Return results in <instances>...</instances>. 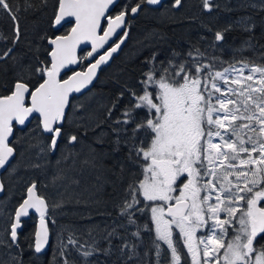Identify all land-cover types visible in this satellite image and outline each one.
<instances>
[{
  "label": "snow or ice",
  "instance_id": "obj_1",
  "mask_svg": "<svg viewBox=\"0 0 264 264\" xmlns=\"http://www.w3.org/2000/svg\"><path fill=\"white\" fill-rule=\"evenodd\" d=\"M116 3L24 0L23 10L46 13L48 25L29 42L33 55L25 62L26 56L14 54L23 35L19 0L15 7L13 0H0V13L13 25L12 46L0 52V62L10 61L0 63V70L7 73L10 68L12 72L11 83L0 92V169L15 157L17 149L10 140L15 129L32 119L35 129L18 142L28 140L29 148L37 150L38 160L61 152L56 162L59 170L52 178L54 186L69 179L77 162L81 170L97 167L95 150L80 159L74 150L82 137L65 132L66 124H75L84 135L101 127L93 122L96 113L85 111L83 103L73 104V97L93 85L101 66L125 43L130 15L138 14L145 5L159 6L162 0L126 3L113 15ZM201 4L208 12L218 6L213 0H201ZM181 6L182 0H172V9ZM65 24L70 27L60 32ZM238 24L249 33L254 27L247 19ZM230 27L215 31L208 47L215 48ZM8 39L0 33V40ZM253 39L249 36L243 46L254 47ZM88 45L90 50L79 55L78 48ZM216 60L198 46L185 54L174 51L164 60H157L153 53L144 61L147 67L136 84H126L117 93L103 117V123L111 121L113 151L126 150L128 176L124 177L122 164L118 179L121 184L126 179V186L114 204L117 219L102 228L90 227V242H81L76 233L65 229L68 235L59 234L48 264H77L70 258L73 251L80 264H103L91 258L117 252L120 264H164L165 251L170 252L167 264H183L186 258L190 264H264V63L237 60L221 71L216 69ZM125 96L128 101L121 108ZM118 108L120 115L113 120ZM62 139L67 151L60 148ZM96 142L103 144L104 140L97 138ZM48 164L50 161L32 167ZM61 164L65 167L60 168ZM4 190L0 182V192ZM66 197L72 198L62 192L50 204L37 181L25 185L8 227L0 234V248L8 249L9 254L0 264H24L18 230L22 218L33 212L38 223L28 249L35 260L40 259L50 244L49 224L55 223L52 213L64 206ZM142 217L148 223L141 224ZM96 229L101 233L99 239L92 235ZM143 233L150 239L141 254ZM114 240L120 243L114 245ZM101 241L105 247L100 246ZM13 248L19 252L13 254ZM153 250L154 261L150 259Z\"/></svg>",
  "mask_w": 264,
  "mask_h": 264
},
{
  "label": "trees",
  "instance_id": "obj_2",
  "mask_svg": "<svg viewBox=\"0 0 264 264\" xmlns=\"http://www.w3.org/2000/svg\"><path fill=\"white\" fill-rule=\"evenodd\" d=\"M35 3L36 0H33ZM136 0H119L115 6L112 14L118 13L124 4H134ZM214 5L211 12L205 11L202 8L201 0H182V6L178 9H172L170 5L152 9L144 6V10L140 11L135 18H130L128 26L129 36L123 48L115 55L108 65H105L96 79L92 88L82 96H74L73 104L78 99L89 98L93 95L99 96L97 104H91L87 111H94L96 116L94 123H100L101 127L97 128L95 132L89 130L87 135H84V130L77 128L75 124L69 126L65 125L66 133H77L84 142L83 152H80V159L89 156L94 149L97 155V167L84 168L83 170L77 167L70 172L69 179L64 181H57L54 186L52 178L59 170L56 167L57 159L61 152L58 150L55 155L46 158L37 159L36 149L29 148V141L24 140L22 143L18 142V138L24 137L27 133L35 129L36 121L32 119L24 129H15V135L12 137L17 151L14 159L9 164L8 169L2 174V181L5 185V195H10L12 187L16 189L12 193V205L10 207L9 215H12L14 207L25 193V185L33 180L38 182L39 191L41 194L50 198L55 197L59 199L60 193L66 192L72 198L69 201L66 197V202L61 210L63 212L64 227L57 229L53 224H49L51 241L47 251L37 261L33 258L31 251L28 249L29 237L34 232V224L32 220L34 217L24 219L26 224L22 225L19 230V244L23 249L24 264H48L52 258V249L58 243L59 234L63 233L65 238L68 233L65 229H70L79 236L81 242L88 240L91 237L88 235L89 228H94L95 225H100L101 228L105 224H111L116 217V210L114 204L123 194L125 184H121L118 177L120 176L121 165L125 164L124 177L128 176L127 165L125 162L126 150L121 148L120 151H113L114 139L111 134V121L107 124L103 123L105 110L110 107L112 102L116 99L117 93L123 89L126 84H136L140 77L141 71L147 67L144 61L150 58L153 53L157 54V60H164L171 56L175 51L181 54L194 46H198L201 50L207 49L210 56L217 57L215 66L217 70H223L228 67L229 62L249 59L257 63H264V0H213ZM21 11L19 13L20 24L23 30L22 39L15 46L14 54H21L31 59L33 50L29 48V42L33 41L36 32L40 29L47 28V14L39 12L33 13L31 11L25 12L24 0H19ZM16 6V0H13V7ZM164 9V13L158 12ZM241 19H247L250 25H254L251 33L242 30L238 22ZM230 30L224 32V39L217 42L215 48H209L208 42L214 39V33L217 30L229 28ZM12 22L10 18L3 13H0V33L9 39L7 41L0 40V52L11 47ZM70 25L65 24L59 29L60 32L65 31ZM212 31H208V29ZM249 36H254L252 40L254 47L249 48L243 46V41L247 40ZM143 38H150L152 41L144 43ZM203 38V39H202ZM85 51L79 55L83 56ZM0 63H10L6 60ZM86 66V62L83 65ZM12 72L9 68L8 72L0 70V92L4 91V86L11 83ZM128 101L125 96L120 102L122 108ZM87 107V105H86ZM85 107V109H87ZM86 111V110H85ZM120 115L119 108L113 112L112 119L114 120ZM107 133V135H106ZM38 135V134H37ZM97 138L104 140L103 144L96 142ZM32 142H36L33 140ZM65 140L60 141V148H64ZM50 161L47 167L33 168L32 165L36 163L45 164ZM65 167L63 164L60 168ZM10 169L12 171H10ZM78 181L73 183L72 181ZM60 185V188L57 186ZM91 192L90 195H86ZM3 196V197H4ZM50 196V197H49ZM77 199L79 202H77ZM263 203V202H262ZM61 216V217H62ZM60 217V215H59ZM59 222H61V219ZM141 224L148 223L147 217H142L139 221ZM8 227V226H7ZM134 230V229H133ZM123 232V230H121ZM99 239L101 233L96 229L92 233ZM143 245L138 249L142 254L149 244L150 235L143 233ZM264 242V241H262ZM120 241L114 240L113 244L117 245ZM101 247L106 244L101 241ZM166 249V246H164ZM13 254L19 252V249L13 248ZM118 252L111 257L103 255L94 256L93 261H101L103 264H120L118 260ZM71 259L76 260L80 264V257L75 251L71 253ZM0 259L8 260V249L0 248ZM154 261V250L150 257ZM164 264L170 259V253L165 251L162 253ZM183 264H186L183 262Z\"/></svg>",
  "mask_w": 264,
  "mask_h": 264
},
{
  "label": "rangeland",
  "instance_id": "obj_3",
  "mask_svg": "<svg viewBox=\"0 0 264 264\" xmlns=\"http://www.w3.org/2000/svg\"><path fill=\"white\" fill-rule=\"evenodd\" d=\"M164 12H165V10L164 9H161L158 12L159 16L161 15L160 13H164ZM151 41L152 40L150 38L149 39L148 38H143L142 39V42H144V43L151 42ZM98 102H99V96L98 95H93V96H91L89 98H87V97L86 98H82L81 97L80 99H78L76 101L75 104H77V103H83V104H85V106L87 105V107H86L87 109H85L87 111L88 108L89 109L91 108V107H89L91 104H97ZM78 115H79V113H78ZM83 145H84V142L81 141L80 143H78L75 146V150L74 151L75 152H78V153L83 152L84 151L83 150ZM57 187L60 188V185H58ZM15 189H16V187L13 186L12 187V190L10 192V195H5L4 197L0 198V234H2L5 231V229L7 228V226H8V220H9V217L11 216V215H9V213H10V207H11L12 202H13V200H12V196H13L12 193L16 192ZM90 193L91 192H87L86 195L91 196ZM54 201H56V199L53 196V198H50V201L49 202L51 204ZM59 209L60 208H58L56 210H59ZM61 209H63V207ZM56 210L52 213V215L54 216V218L57 217L58 215H61V210H59V213L56 212ZM58 225L59 224H57L56 222L53 224L54 228L57 229V231H58V228H60Z\"/></svg>",
  "mask_w": 264,
  "mask_h": 264
},
{
  "label": "water",
  "instance_id": "obj_4",
  "mask_svg": "<svg viewBox=\"0 0 264 264\" xmlns=\"http://www.w3.org/2000/svg\"><path fill=\"white\" fill-rule=\"evenodd\" d=\"M164 1H165V0H162V3H163ZM118 2H119V0H117V3H118ZM117 3L115 4V6L117 5ZM162 3H161V4H162ZM161 4H160L159 6H161ZM115 6L111 9V13H112V11L114 10ZM146 6L149 7V8H157V7H159V6H149V5H146ZM113 15H115V14H113ZM137 15H138V14H136V15H134V16H131V15H130V18H135ZM120 34L122 35V33H120ZM112 39H113V40H118V36H114ZM126 41H127V39H126ZM126 41H125V43H126ZM125 43L122 44L121 48L118 50L117 53H114V54H113L112 58L120 52V50L123 48V46L125 45ZM108 46H110V45H106L105 48H107ZM89 50H90V45H88V46H86V47H85V46H81L80 48H78L77 51H78V54H80L82 51H85V54H86V52L89 51ZM104 50H105V49L100 50V51H101V54H102V52H103ZM85 54H84V55H85ZM112 58H110V60H109L105 65H108V64L110 63V61H111ZM85 62H86V65H87V61H85ZM105 65H102V66H101V69H102ZM85 67H86V66H85ZM101 69L98 71V75H99ZM95 81H96V80H95ZM95 81H94V83H95ZM94 83H93V85H94ZM93 85H91L90 88L84 92V94H85L86 92H88V91L92 88ZM76 96H81V95H76ZM30 121H31V120H30ZM30 121L27 122L26 126L29 124ZM26 126H25V127H26ZM25 127H19V126H18L17 128H18V129H24ZM10 140H12V137H10ZM13 159H14V158H13ZM13 159H12V160H13ZM12 160L10 161V163L12 162ZM10 163H9V164H10ZM8 166H9V165H7L5 169H0V182H3V181H2V174L7 170ZM4 194H5V190H4L3 192H0V197L4 196ZM13 212H14V211H13ZM32 214H34L35 217H36V220H35V226H36V224L38 223V216H37V214H35L34 212H33ZM26 218H28V217H26ZM26 218H22V220H24V219H26ZM34 229H35V228H34ZM18 231H19V230H18ZM50 241H51V240H50ZM49 246H50V244L47 246L46 251L48 250Z\"/></svg>",
  "mask_w": 264,
  "mask_h": 264
},
{
  "label": "flooded vegetation",
  "instance_id": "obj_5",
  "mask_svg": "<svg viewBox=\"0 0 264 264\" xmlns=\"http://www.w3.org/2000/svg\"><path fill=\"white\" fill-rule=\"evenodd\" d=\"M171 2H172V0H165L162 4H161V6H160V8L162 7V6H166V5H171ZM158 8V7H157ZM152 9H156V8H152ZM50 203V202H49ZM59 210H62L61 208L59 209ZM59 210H56V212H58L59 213ZM63 212L61 211V215H60V217H59V215L57 216V217H55V222L57 223V224H59L58 226L59 227H64V225L62 224L63 222H64V218H63ZM62 216V217H61ZM31 217H34V219L32 220V223L34 224V227H35V220H36V217H35V215L34 214H30V216H29V218H31ZM60 218H63V219H61V222H59V219ZM27 219V218H26ZM24 224H26V222H23V220H22V225H24ZM170 253V252H169ZM184 254H185V256H186V249L184 250ZM184 263H186V264H190V261L186 258L185 260H184Z\"/></svg>",
  "mask_w": 264,
  "mask_h": 264
}]
</instances>
